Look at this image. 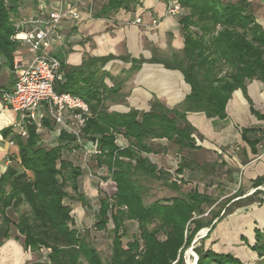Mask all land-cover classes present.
Segmentation results:
<instances>
[{"label":"trees","instance_id":"16d2710c","mask_svg":"<svg viewBox=\"0 0 264 264\" xmlns=\"http://www.w3.org/2000/svg\"><path fill=\"white\" fill-rule=\"evenodd\" d=\"M163 1L167 4L175 1L186 10L178 18L183 47L164 57L153 54L148 59L132 58L130 69L149 62L179 71L188 92L176 106L169 108L155 98L147 111L133 108L126 112L108 111L104 104L105 93L115 92V88L106 85L104 79L108 73L101 68L115 56H88L79 65H67L59 58L62 78L56 81L54 88L57 92L76 95L89 105L90 114L80 131L81 145L99 151L93 153L95 164L104 166L107 171L104 180L110 179L115 184L112 195L99 190L101 195L93 223L96 230H102L112 221L109 259L102 260L87 231L74 227L71 205L65 202L69 198L82 206L90 205L79 190L81 167L62 157L61 143L42 144L34 123L26 125L25 136L16 135L22 171L8 166L0 175V245L12 236L11 227H14L17 231L14 238L22 237L24 249L32 252L49 249L45 260L30 264H184L183 249L196 233L208 227V236L219 221V218L214 221L219 215L214 212L216 197L197 188L180 193L183 180L171 178V173L158 167L148 154L163 149L154 141L161 138L177 146V150L198 149L193 135L196 130L186 119V112L224 118L226 103L235 89L240 88L245 94L246 84L252 79L264 82V28L256 21L248 0ZM36 2L31 0V5ZM24 4L20 0H0V58L10 69L19 45L12 35L19 19L18 8L25 7ZM136 4L138 0H106L94 16L106 17L112 11L130 10ZM41 123L51 126L47 117H43ZM245 132L246 129L243 137ZM119 135L127 141L125 146L117 144ZM58 137L59 141H66V149L71 144L77 146L76 137L68 131L61 130ZM197 167L204 173L215 172L214 164H197ZM184 168H191L186 158L180 161L176 174H181ZM140 177L161 181L176 195L145 203L147 188ZM263 182L264 177L257 178L254 187ZM258 192L264 196V191L253 193ZM235 194L232 199L238 198L233 201L243 199L240 187ZM251 195L244 198L249 200ZM262 201L261 198L259 202ZM225 203H221V207ZM21 205L26 208L20 211ZM8 209L19 211L16 220L9 217ZM225 212L230 211L225 208ZM125 221L136 222L138 233L123 245ZM252 248L264 255V232L258 228H255ZM193 249L197 254L192 252L197 257L195 264H248L232 253L205 248L203 243Z\"/></svg>","mask_w":264,"mask_h":264},{"label":"crops","instance_id":"0c3cea01","mask_svg":"<svg viewBox=\"0 0 264 264\" xmlns=\"http://www.w3.org/2000/svg\"><path fill=\"white\" fill-rule=\"evenodd\" d=\"M37 1L25 12L23 11L25 9L19 6L17 13L19 19L39 13L40 8L47 11L59 6L64 10L74 4L80 11L79 19L69 16L62 18L59 31L64 40L62 44L56 43V46L51 48L65 64L79 65L88 56L109 54L115 56L101 68L108 73L104 79L106 85L115 88V92L105 93L104 104L108 111L126 112L131 108L147 111L150 102L155 98L172 108L173 104L182 101L187 94L188 85L177 70L167 69L161 63L149 62H143L138 69H130L132 58L148 59L153 54L164 57L183 47L179 16L169 14L167 12L169 4L163 0H138V4L130 10L120 8L110 12L106 17L94 16L106 0H93L92 3L90 0ZM248 1L253 6L256 21L264 28V0ZM137 18H140V22H135ZM17 42L19 45L13 54L12 69L4 64L3 58H0L1 89H10L17 73L31 60L30 47L20 41ZM225 112L224 118H208L203 112L188 111L186 119L196 130L193 134L196 145L203 147L212 156L201 165L214 164L215 171L217 167H223L224 175L233 186L229 187L231 191L235 192L240 187L244 193L241 197L244 198L255 190L264 188V182L254 187V181L264 177V82L252 79L246 84L245 94L240 88L235 89L226 103ZM43 117L47 116L43 109H39L34 124L41 143L46 146L61 143L62 157L66 159V141H59L57 132L59 125L49 119L51 126L46 127L41 123ZM18 118V112L6 107L0 97V175L8 166L22 171L18 145L15 141L18 128L12 127V123ZM244 129L245 137L242 136ZM255 139L259 140L254 142ZM154 141L160 143L163 149L148 154V157L158 167L170 172L171 170L166 169L164 165L172 164V161L167 159L169 142L165 138ZM116 142L120 146L127 144L120 135ZM89 156L93 158L95 164L93 155ZM179 157H176L179 161H175L178 165L182 155ZM161 161L164 164H161ZM97 169L98 172H107L104 166ZM196 169V166L191 164V168H184L182 173L177 175L180 177L191 175ZM107 181L113 193L115 184L110 179ZM88 185L85 183V191L93 194ZM262 199V202L244 206L217 221L213 230L203 239L204 247L217 252L232 253L244 263L264 264V255H260L252 248L255 243V228L264 232V196ZM79 206L84 210L81 205ZM77 207L78 205L74 208ZM84 214H81V223ZM14 237L15 235H12L0 245V264H28L32 261L33 252L24 249L21 239Z\"/></svg>","mask_w":264,"mask_h":264},{"label":"rangeland","instance_id":"374dc122","mask_svg":"<svg viewBox=\"0 0 264 264\" xmlns=\"http://www.w3.org/2000/svg\"><path fill=\"white\" fill-rule=\"evenodd\" d=\"M20 1L22 2V4L26 3L24 4L25 7H23L25 9L23 10L24 12L28 10L27 8H30L32 6L31 0H20ZM184 12H186V10L180 7V13L177 15L180 16ZM54 54L57 55L55 52ZM179 91L182 93L181 89ZM177 104L178 103H175L173 105L176 106ZM176 148L177 146L173 145L172 143H168L167 159H170L172 161V164H164L162 161L160 163L166 165V169L171 170L170 171L171 178H177L183 180V183H181L180 193L184 194L192 188H197L199 191L210 193L211 195L217 198L216 203L217 202L219 203L217 205H215L216 203L214 204V212L215 213L218 212L219 215L217 218L214 219V221H216L218 218L219 220H221L222 218L226 217L227 215L233 212L238 211V209L243 208L244 206L256 204L262 198L263 196L262 192H258V193H253L250 196L249 200L243 198L238 201H233L238 197L232 199V197L235 196L236 194L235 192L231 191V188H229L233 186H231L232 184L229 183L227 176L224 175L223 167L220 166L216 168L215 172L209 174L204 173L201 170V168L197 167L196 171L193 172L191 175H186V176L183 175L181 177L178 176L175 172L178 166V163L177 162L175 163V161H179V159H176L177 156L181 157L182 155L183 159L186 158L189 162L193 161L190 162L193 166H197L194 165L196 163L201 165L202 162H205L206 159H211L212 156L210 153L205 151L203 147H199L198 149H191V150L188 149L177 150ZM94 149L95 148H92L90 150L88 146H83V144L81 145V142L78 141H77V146L73 147V145L71 144L70 148L66 149V158L70 159L74 164L81 165V169H83L82 176L80 177L79 190L83 192L86 198L89 199L90 205L89 207H85L82 206L79 201L71 200L69 198H66L65 202L71 205L72 208L71 214L73 215L74 218V227L79 229L80 231L82 230L87 231L86 233L88 235L89 240L99 252L102 260L105 261L109 259L111 254V242L113 239V232H112L113 224L112 221L109 220L104 229L96 230L93 227V223L95 222V213L98 208V197L99 195H101L99 190H101L103 194L105 193L107 195H112V190H110L108 187L107 184L108 181L104 180L103 178L105 175H107V172L104 171L98 172L99 169H97V167L95 166L93 158L89 156L90 154L93 155V153H95ZM139 180L147 188V191L144 194L145 203H150L157 199L163 200L165 198H171L176 195L175 191L167 188L161 181L145 178V177H140ZM88 182L90 183V185H88ZM85 183L86 186L88 185V187H90L93 194H90L89 191H85L86 189ZM94 187L97 189V194H95ZM67 190L70 193L72 192L69 186L67 187ZM259 191H264V188ZM227 200L229 201V203H225ZM223 202L225 204L224 206L221 207V203ZM76 205H78L77 209L74 208ZM79 205H81L84 208V210L83 209L81 210ZM25 208H26L25 205H21L19 207V210L21 211L22 209ZM225 208H227V210L230 212L224 213ZM7 214L11 219L16 220L19 211H13L11 209H8ZM81 214H84L83 215L84 219L82 223L80 221ZM203 215L204 216L207 215V211ZM125 225H126L125 234L121 236V241L123 245H125V243L128 240H131L135 236V234L138 233L136 222L125 221ZM206 228L207 231L205 230L202 231V229H206ZM208 230H209L208 227L201 228L196 233L191 243L183 249L182 254H183L184 264H188V261L190 260H193L192 264H195L197 257L195 258L192 254V252L196 254L193 248L195 246L200 245V243H203V239L206 238V234ZM11 233L12 235H17V231L14 229V227H11ZM159 237L164 238V235L159 234ZM21 238L22 237H20V239ZM254 239H255V235H254ZM48 251L49 249L42 248L40 252H33L32 261H36L38 259L45 260L46 253ZM28 264H30V262Z\"/></svg>","mask_w":264,"mask_h":264},{"label":"built area","instance_id":"2783aa9c","mask_svg":"<svg viewBox=\"0 0 264 264\" xmlns=\"http://www.w3.org/2000/svg\"><path fill=\"white\" fill-rule=\"evenodd\" d=\"M40 9L39 13L18 19L15 23L12 38L29 46L32 57L17 73L10 89L0 88V97L6 107L18 112V120L12 123L13 128H18V134L25 136L26 125L35 123L39 109H43L45 115L59 125L58 133L68 131L81 142V127L90 114V108L82 98L55 90L56 81L62 78L61 62L51 51L56 43L62 44L64 40L59 31L62 18L79 19L80 11L74 4L64 10L59 6L47 11ZM167 12L179 14V4L170 2ZM135 22H140V18ZM94 152L99 153L96 149Z\"/></svg>","mask_w":264,"mask_h":264},{"label":"bare ground","instance_id":"6f19581e","mask_svg":"<svg viewBox=\"0 0 264 264\" xmlns=\"http://www.w3.org/2000/svg\"><path fill=\"white\" fill-rule=\"evenodd\" d=\"M192 263H193V260L188 261V264H192Z\"/></svg>","mask_w":264,"mask_h":264}]
</instances>
